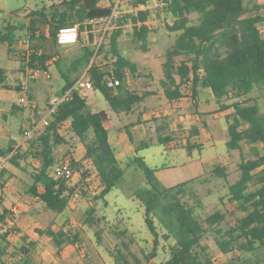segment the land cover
I'll return each instance as SVG.
<instances>
[{"label":"trees","instance_id":"1","mask_svg":"<svg viewBox=\"0 0 264 264\" xmlns=\"http://www.w3.org/2000/svg\"><path fill=\"white\" fill-rule=\"evenodd\" d=\"M100 1L59 0L49 6L42 2V5L25 11L27 23L18 26L9 23L0 27V42L6 44L10 53L13 51L11 45L16 41V30L26 29L33 40L37 34L43 37L41 28L47 26L48 39L54 52L59 54L62 50L56 37L59 28L78 23L81 32L85 21L110 15L112 5L101 6ZM128 1L135 11L113 20L117 28L108 43H100L96 50L90 45H82L72 57H60L56 61L64 81L57 96L67 90H71V95L59 103L48 123L40 126L34 138L24 145L20 144L15 149L12 146L0 149L1 155L15 150L7 156L8 162L29 176L30 184L26 192L52 213L53 218L67 208L76 189L67 184V178L56 180L49 172L57 161V147L69 143L66 128L83 144L85 151L83 158L76 160L68 149L61 160L69 164L72 173H79L81 185H85L88 178L97 183L95 199H103L106 203V195L117 188L124 178V169L109 143L108 130L99 109L88 104L86 97L73 90V86L78 76L86 72L93 81L94 90L103 96L118 116L129 115L146 96L152 94L147 90L139 94L127 86L129 74H141L136 63L121 49L118 38L122 27L131 23L134 39L146 50L150 29L145 22L151 14L149 7L137 8L147 6L150 0ZM153 1L156 2L157 11L173 18V23L167 24L168 29L178 33L174 43L166 50L162 63L159 84L166 99L174 101L181 98L182 86L187 82H191L194 95H197L196 87L201 85L209 90L219 111L230 110L225 115L229 137L227 149L241 150L242 142L264 145V111L258 102L259 95L264 94V34L259 29V25L264 23V12H261L264 5H255L254 13L248 14L247 5L255 4V0ZM138 22L141 24L138 25ZM31 50L28 64L45 66L44 62L50 55H36V49L31 47ZM20 64L22 68L26 65L24 57ZM112 76L119 78L120 83L115 88L107 85ZM6 79V71L0 66V87H8ZM254 92L258 95L253 96ZM156 129L157 143L164 149L178 141L183 143L188 155L193 150L201 151L203 148L196 141L200 132L196 125L179 131H164L163 125ZM125 131L130 142L136 144V152L150 145L144 140L136 142L128 125H125ZM251 152L252 157H242L238 165V179L228 185V200L236 215L227 226L223 225L226 215L219 210L204 217L198 214L197 208L202 202L188 186L194 179L167 185L158 176V169L152 168L142 156L130 157L129 164L143 178V183L132 190V197L143 208L144 222L152 236V249L139 257L122 240L113 255L115 264H215L208 243L204 242L207 234L220 253L229 255L234 251L239 252L231 259V264H264V152L261 153L256 146L251 147ZM29 157L32 158L31 162H27ZM84 160L89 162V167L83 164ZM211 173L227 179L224 164L215 165ZM253 185L254 188H251ZM237 211L241 214L237 215ZM94 212L93 206L86 211V224L97 225ZM8 214L7 209L3 208L0 222ZM37 233L51 239L58 255L63 244H75L78 240L76 233L71 237L53 219ZM95 233L99 236L98 229ZM161 239L169 243L167 258L163 262L151 263ZM6 244L4 233L0 235V263L4 264ZM35 245V241L22 237V243L17 247L19 261L11 262L14 258L11 255L8 264H32L31 248Z\"/></svg>","mask_w":264,"mask_h":264},{"label":"rangeland","instance_id":"2","mask_svg":"<svg viewBox=\"0 0 264 264\" xmlns=\"http://www.w3.org/2000/svg\"><path fill=\"white\" fill-rule=\"evenodd\" d=\"M42 2L49 6L52 2H59V0H0V25L5 26L10 23L18 26L21 23H26L25 11L42 5ZM101 4L104 6L112 5L111 7L117 6L123 15L135 11V7L128 0H102ZM255 5H264V0H255V4L248 3V14L254 13ZM145 7L151 9V14L147 20V26L150 29L147 49L143 50L139 42L134 39L131 23H127L122 27V33L118 41L123 52L136 63L138 72L141 74V76L128 75V88L139 94L145 90L151 91L152 94L146 96L132 113L123 117L127 122L126 125H137V128L134 129L136 142L143 138L147 143L155 144L157 142L156 128L160 125H163L164 131H170L171 129L179 131L190 128L191 125L200 128L197 140L203 144V149L195 151L191 156L180 149L165 150L155 145L152 146L153 149L149 152L142 149L143 151H140V154L147 152L145 156L148 163L158 169L160 177L167 185L194 179L188 183V186L202 202V205L197 208L198 214L204 217L219 210L226 215L223 225L227 226L234 221V214L236 215V212H234L236 210L228 200V185L238 179L240 175L238 165L242 157H252L251 147L253 146L258 147L260 152L263 153L264 145L260 143L250 145L242 142L241 150L227 149L226 142L229 137L225 115L230 110L219 111L218 104L214 100H210L208 90L201 85H199L200 89H197L201 93L199 92L197 96L194 95L191 89V82H187L182 86L183 96L180 99L177 101L166 99L159 84V80L162 78V63L165 59L166 50L174 43L178 33L171 32L168 29L167 24L171 25L173 18L168 14L157 11L155 1L150 0L147 6H142V8ZM261 12H264V7ZM116 28L117 26L108 25L103 21L96 23L93 30L90 31L91 28L83 24L79 40L65 44V47L61 48V53L74 52L82 45H90L96 50L100 41L101 43L109 42L110 36ZM259 29L264 34V23L259 25ZM41 30L43 31V37H39L41 42L32 47L49 50L47 49L49 46L48 38L44 36L45 33H48V28L44 26ZM16 31L18 36L12 52H7L5 44L0 42V65L8 70L9 81L14 85H17V81L20 80L21 59L23 57L26 59L28 51L31 50V47L27 48L25 46L24 41L28 39L32 41L29 34L24 32V29ZM90 34H92V39ZM45 81L53 85L54 88H58L61 83L60 77L55 72L52 73L50 79ZM82 94L86 99L92 101L97 109L101 110L106 125H109L106 112L110 108L103 96L95 91L83 92ZM252 95L257 96L258 93L254 92ZM258 102L261 110L264 111V94L259 95ZM109 129L111 142L113 143L115 138L119 136L118 128L111 126ZM65 133L69 138L71 133L67 131V128ZM75 140L76 142H73L75 156L80 158L82 155V150L79 147L80 142L77 139ZM25 143L24 141L23 144ZM59 153L62 154L63 152L59 150ZM118 156L124 169V178L117 188L112 189L106 195V203L103 199L94 198L97 195L98 186L92 178H88V182H85V185L82 184V186L79 173L73 172L71 177L67 179V184L70 187L73 185L76 189H79L80 195L70 198L67 208L54 218L52 213L43 208L35 198L26 192L30 183L29 176L27 174L23 175L12 168L11 171L21 178L17 179L15 183L12 181L13 178L8 177L6 182L0 185V208L3 203L6 205L7 211L11 213L15 207L20 211L18 212L19 215H27L26 221H29H27L28 226L26 229L28 231L17 226L16 223L12 228L8 227L6 240H9L7 234L10 233L12 238L9 242L12 245H16L15 241L17 242L23 236L35 241L36 245L31 248L32 264H115L113 255L116 247L121 246L122 240H125L130 250L139 257L144 252H150L152 249V236L144 222L143 208L132 197V190L143 183V178L129 164V158L133 157L131 152L122 153ZM60 158L58 156V159ZM219 163L225 165L227 179L216 177L211 173L213 167ZM83 164L87 167L90 165L87 161ZM3 166V172L6 168L8 171V161L4 162ZM251 188H254V185ZM14 196L15 199H13ZM91 206L95 208L94 214L95 218L98 219L97 225L86 224L84 221L86 211ZM240 214V211H237V215ZM12 217L15 220L17 218L14 215ZM52 219L58 225H62L71 237L75 233L78 235L75 244L70 242L63 244L59 255L56 253L57 249L51 239L46 235L37 233L38 229H43ZM97 229L99 230V236L95 233ZM121 233L124 235H121ZM204 240L208 243L210 254L213 260L216 261L215 264H231V259L239 254L238 251H234L229 255L220 253L208 234ZM12 245L10 247L14 250ZM168 246L169 243L161 239L156 256L150 262H163L168 255Z\"/></svg>","mask_w":264,"mask_h":264},{"label":"crops","instance_id":"3","mask_svg":"<svg viewBox=\"0 0 264 264\" xmlns=\"http://www.w3.org/2000/svg\"><path fill=\"white\" fill-rule=\"evenodd\" d=\"M101 1L99 2V5L104 6V5L101 4ZM0 27H2V25H0ZM24 32L28 33V31L26 29H24ZM17 36H18L17 31H15L16 39H17ZM44 36H47V38H48V33H45ZM28 41H29L30 47L35 46L36 44L41 42L38 34H37L36 39H33L32 41L30 39H28ZM47 41L49 43L48 44L49 46H48L47 49H49V50H43L42 48H39V49L42 50V52L44 54H49L50 55V57L44 62V65L50 71L51 76H52V73L55 72L60 77L61 83H60V85H58V88H54L53 85L48 84L45 80H30V79L24 78L25 77L24 76V68H22V67H21V69L19 68L20 80L17 81V85H14L13 83H11L9 81L8 70L5 67L0 65L6 71V75H7L6 83L8 85L7 88L0 87V149H6L9 146H12L15 149L20 144L24 145L23 142L24 141L26 142L27 140H25L23 138V131L27 127L32 126L33 122H37L36 124H41V121H43V119H45V118L46 119H50V117H51L48 114V110H47L46 106L44 105V103H46L53 96H55V95L57 96V92L62 88V86L64 84V81L61 78V76L59 74V71H58V68L56 66V61L60 57L61 58L62 57L70 58V57H72V55L76 51H74V52H65V53H61L60 52L59 54H56L54 52L53 46L51 44V41L49 39H47ZM15 43H16V41H15ZM15 43L13 45H11L12 50H13V46L15 45ZM64 45L65 44H60V47L63 48V47H65ZM5 46H6V44H5ZM37 49H38V47H36V50ZM6 50H7V46H6ZM20 66H21V64H20ZM22 86L26 87L27 96L29 98H31L32 100L37 102V105L35 107H31L29 105H19V104H17L15 102L17 97L20 94V90H21ZM197 89L199 90L200 87L197 86L196 87V91H197ZM95 92H97V91H95ZM199 92L201 93V91H197V94ZM208 93H209V96H210V100H214L213 96L211 95L209 90H208ZM177 100L178 99H176L174 101H177ZM86 101H87L88 104L94 105V104H92V101H89L88 99H86ZM25 112H27V113L24 115ZM99 112H100V114L102 116L103 124L108 130L109 143H110L111 147L113 148L114 153L117 156V159H118L119 162H120V159H119V156H118L119 154L131 152V154H133V156L134 155L142 156L144 158V160L148 163L147 158H146L145 155L147 154V152H149L151 149H153L152 148L153 145H155L157 147H161V148L164 149V147L162 145H159L156 142L155 144L148 143L150 145L147 148H144L147 151V152H144L145 154L144 153L140 154V151H143V150H139V151L136 152V150H135L136 144L130 142V140L128 138V135L126 134V131H125V125L127 123L125 121V119H124L125 117H123L125 115L118 116L117 114H115L110 109L107 110L106 117H107V119L109 121V125H106V122L104 120V117L102 115L101 110H99ZM19 117H20V119H19ZM21 117H22V119H21ZM129 123H131V122H129ZM67 126H68V123H66V127ZM111 126L115 127V128H118V133H119V136H117L115 138L113 143L111 142V137H110L111 132H110V129H109V127H111ZM136 128H137V125H132V126L129 125V131L132 133L135 141H136V138H135V135H134V129H136ZM175 131H177V130H175ZM66 137H67L69 143L59 145L57 147L56 151H55V155H56V159H57L56 163L58 162V160L60 161L62 159V156L68 151V149L71 150L72 156H73L74 159L81 160L83 158L84 151H85L83 144L79 141L80 142L79 147L82 150V155H81L80 158H77L75 156V151H74L75 146L73 145V142L74 141L76 142L75 139H77V138L75 136H73V135H69V138L66 135ZM140 140H143V138L140 139ZM196 141L199 142L197 140V138H196ZM202 146H203V144H202ZM168 149H170L172 151H174L175 149H180V150L186 152L183 143L179 142V141L178 142H174L171 145V147L168 148ZM168 149H165V150H168ZM59 150L62 151L63 153L60 154ZM195 151H198V150H193L191 152V154H189V156H191ZM14 152H15V150L11 151L10 154H12ZM10 154H7L6 156H9ZM186 154H187V152H186ZM58 156H60L61 158L58 159ZM7 161H8V159H7ZM31 161H32V158L29 157L27 159V162H31ZM83 162H86V160H84ZM120 164H121V162H120ZM8 167H9L8 171L6 170L7 169L6 168L4 170V172L2 173V175L0 176V185L5 183L8 177L13 178L14 180L12 179V181L15 182V183L17 182L16 181L17 179L19 180L21 178L17 174L13 173V171H11L12 168L14 170H17V172H19V173H21L23 175H26L25 173L21 172L16 167L12 166L9 162H8ZM152 168H155V167H152ZM157 174L160 177L159 171L157 172ZM160 179L163 181L162 177H160ZM1 191H3V190H1ZM15 196H14L13 199H15ZM8 197H11V196H8ZM3 208H7V207H6V205H4L2 203L0 211ZM19 214L20 213H18L16 215L18 219L16 218L15 223H16L17 226H20L21 228L26 230L27 226H28V224H27L28 222L27 221H29V220L26 221V218L28 216L27 215L20 216ZM26 231H28V230H26ZM28 239H30V238L28 237ZM6 241H7V244H6V248H5V252H6V255H5L6 262H5V264H8V261L10 260V256L8 254L14 255V258L12 259L11 262H18L19 259H20V254L17 253V247H19L21 245L22 237H20V239L17 242L15 241L16 245H12L10 242H8V240H6ZM10 245L13 246L14 250H12ZM0 264H4V263H0Z\"/></svg>","mask_w":264,"mask_h":264},{"label":"built area","instance_id":"4","mask_svg":"<svg viewBox=\"0 0 264 264\" xmlns=\"http://www.w3.org/2000/svg\"><path fill=\"white\" fill-rule=\"evenodd\" d=\"M143 5L138 6L137 8H142ZM122 16V14L120 13V10L117 8V6L112 7V11L110 13V15L108 17H104V18H98V19H90L84 22L85 26L88 27L90 26V31L93 30V27L96 23L98 22H106L108 25H115V23H113V20L120 18ZM147 24V22H145ZM141 23L138 22V25H140ZM116 26V25H115ZM79 35H80V25L78 23H74L72 25H66V26H62L61 28H59L56 37H57V41L60 44H66V43H73L78 41L79 39ZM103 38V35L101 36V40ZM25 46L28 48H30L29 45V41L25 40L24 41ZM101 43V41H100ZM99 43V44H100ZM32 50L28 51V55L26 57V65L24 68V76L26 79H30V80H48L51 78V73L48 70V68H46L45 66H40V65H35V66H30L29 63V55L31 54ZM36 55H42L43 52L40 49H37L34 51ZM111 57V55H110ZM111 59H114L113 57H111ZM119 78H116L114 76L110 77L107 81V85L108 87L111 88H115L118 84H119ZM73 90L78 91L79 93H83V92H91V91H95L94 87H93V81L92 79L86 74V72H84L81 76H79L73 86ZM71 95V90H67L66 92H64L61 96H53L52 98H50L46 103H44V105L46 106L47 110H48V114L51 116L58 108V105L61 101L66 100L70 97ZM17 104L19 105H29L31 107H35L37 105V102L30 99L27 94H26V87L22 86L21 90H20V94L17 97L16 101ZM49 119H43V121H41V124H36V125H32L27 127L24 131H23V138L25 140H31L34 138L35 136V132L36 130L42 126V125H46L48 123ZM7 156H3L0 154V174L3 173V169H4V162L7 161ZM72 175L70 166L67 162L60 160L57 163H55L51 170H50V176L56 180L61 179V178H70ZM70 186V185H69ZM73 187V185H72ZM80 195V191L78 189H75L73 191V194L71 196L72 197H77ZM70 202V201H69ZM18 209L17 208H13L11 213H9L3 222H0V235L6 233L8 231V227L12 228L13 226H15V219L12 217V215L16 216L18 214ZM7 239H11L12 238V234H7ZM8 240V241H9Z\"/></svg>","mask_w":264,"mask_h":264}]
</instances>
